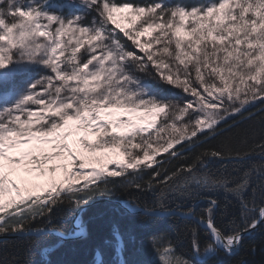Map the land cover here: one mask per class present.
<instances>
[{"label": "snow or ice", "instance_id": "obj_1", "mask_svg": "<svg viewBox=\"0 0 264 264\" xmlns=\"http://www.w3.org/2000/svg\"><path fill=\"white\" fill-rule=\"evenodd\" d=\"M257 105L264 0H0V264H52L89 239L58 213L114 197L154 234L147 262L125 259L113 225L112 264H249L264 132L227 133L264 125Z\"/></svg>", "mask_w": 264, "mask_h": 264}, {"label": "trees", "instance_id": "obj_2", "mask_svg": "<svg viewBox=\"0 0 264 264\" xmlns=\"http://www.w3.org/2000/svg\"><path fill=\"white\" fill-rule=\"evenodd\" d=\"M187 4H195L202 0H183ZM261 105L250 109L252 113H259ZM247 116V114H246ZM239 119V118H238ZM248 128L252 131L254 138L259 139V136L264 132V125L260 123L259 116L256 115L251 120L241 121L238 128H234L227 133L228 137H237L242 129ZM224 138H219L214 143L220 144ZM228 164L229 170L232 164ZM214 168H220V163H215ZM124 197L105 198L109 200L123 199ZM100 199V198H99ZM104 199V198H103ZM76 210L69 212L67 209L58 213L56 217L57 223H72V218ZM84 222L89 226V239L87 242L73 243L65 245L54 251L50 256L52 264H93L97 248H101L105 255L104 259L108 264H112L114 253L110 246L104 244V241L111 239L113 225L119 226L122 232L130 233L134 238V243H129L124 253L125 259L140 260L147 262L150 259V237L153 233L151 229H146L138 223V218H134L124 211L118 209L117 206L100 202L89 206L82 215ZM161 230H167L171 227L170 224L164 223L159 225ZM56 238H51L47 243L49 245L56 244ZM186 243V242H185ZM256 246L255 252H249L250 245ZM249 264H264V232H259L254 238L246 239L245 250L241 253ZM40 260L38 254L35 257Z\"/></svg>", "mask_w": 264, "mask_h": 264}, {"label": "bare ground", "instance_id": "obj_3", "mask_svg": "<svg viewBox=\"0 0 264 264\" xmlns=\"http://www.w3.org/2000/svg\"><path fill=\"white\" fill-rule=\"evenodd\" d=\"M100 199H103V198H100ZM100 199H98V200H100ZM104 199H105V198H104ZM105 200H109V199H105ZM119 200H120V199H118V200H110V201H119ZM106 203H108V202H106ZM108 204H111V205L117 206L118 209L124 211L123 208L120 207L119 205L112 204V203H108ZM85 211H86V210H85ZM85 211H84V212H85ZM77 212H78V211L75 212L74 216L77 214ZM84 212H83V213H84ZM124 212H125V211H124ZM83 213L81 214V217H82ZM125 213H126V212H125ZM74 216H73V217H74ZM82 219H83V217H82ZM73 221H74V219L72 218V223H73ZM83 221H84V220H83ZM257 233H258V232L251 234V236H249L248 238H254V237L257 235ZM248 238H247V239H248ZM57 249H59V248H57ZM57 249H56V250H57ZM56 250H55V251H56ZM48 259H49V257H48Z\"/></svg>", "mask_w": 264, "mask_h": 264}, {"label": "water", "instance_id": "obj_4", "mask_svg": "<svg viewBox=\"0 0 264 264\" xmlns=\"http://www.w3.org/2000/svg\"><path fill=\"white\" fill-rule=\"evenodd\" d=\"M100 202H108V203H112V204H116V205H120L119 201H110V200H105V199H100V200H97L95 203H92L90 206L94 205V204H97V203H100ZM88 208V207H87ZM81 212H77V214L75 216H81ZM74 222V221H73Z\"/></svg>", "mask_w": 264, "mask_h": 264}, {"label": "rangeland", "instance_id": "obj_5", "mask_svg": "<svg viewBox=\"0 0 264 264\" xmlns=\"http://www.w3.org/2000/svg\"><path fill=\"white\" fill-rule=\"evenodd\" d=\"M149 83H150V84H154V82H153V81H149Z\"/></svg>", "mask_w": 264, "mask_h": 264}]
</instances>
